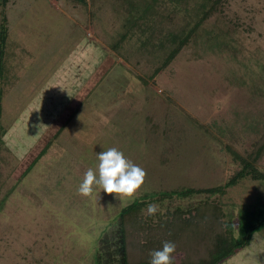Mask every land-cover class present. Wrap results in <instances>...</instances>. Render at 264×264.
I'll use <instances>...</instances> for the list:
<instances>
[{"label":"rangeland","instance_id":"1","mask_svg":"<svg viewBox=\"0 0 264 264\" xmlns=\"http://www.w3.org/2000/svg\"><path fill=\"white\" fill-rule=\"evenodd\" d=\"M2 10L0 201L19 205L2 214L15 238L22 213L36 215L23 221L30 264H121L119 213L132 202L128 229L141 219L153 237H181L194 264L232 246L238 224L260 221L250 243L218 264H264V0L214 8L209 0H6L0 21ZM110 147L145 171L144 183L120 198L95 185L80 193ZM16 154L19 170L30 163L21 186L3 179ZM148 203L159 205L154 215ZM202 214L223 222L212 245L204 225L159 234L174 217ZM173 256L181 264L182 253ZM6 257L0 264H14Z\"/></svg>","mask_w":264,"mask_h":264},{"label":"trees","instance_id":"2","mask_svg":"<svg viewBox=\"0 0 264 264\" xmlns=\"http://www.w3.org/2000/svg\"><path fill=\"white\" fill-rule=\"evenodd\" d=\"M79 1H83V0H79ZM209 1L211 3V8H214L216 5L220 6L221 4H223L225 0H209ZM5 2L6 0H0V4H2V6L5 4ZM4 14L5 13L2 10L1 21H0V62L4 54V47L6 44V37H7L6 17ZM181 38L179 39L175 47L171 49V51L168 53L167 57L165 58L161 66H163L164 64L166 65L169 61H171L172 58H174V56L180 50V46H182L186 41L185 36ZM0 71H1V68H0ZM257 148L260 150L261 153L264 152V139L260 142ZM246 171L248 170L247 169L241 170V172H246ZM220 189L221 187H213V188L207 189V191L215 192ZM138 204L139 203L132 202L128 204L127 206L123 207L119 213V217L121 218L119 219L120 220L119 233L121 236V245H122V250H123V256H122L123 264H149L150 259H151L150 253L155 249L161 248L164 241H169L168 239H166V236H165L166 232L164 231L166 228H169V225H174L175 226L174 228H176L177 230H180L181 232L187 228H193L194 230H197L196 225H198V228H201V226L204 225V230H203L204 238H206L205 243H207L208 246L212 245L213 242H215L217 235L223 234V233L218 232L220 231V228H221L220 225L223 222H221L219 218H216L217 216L212 215V216L206 217L203 214L200 215L201 218L199 219L192 218V217L190 218L189 215H187L186 218H181L179 216L174 217L173 220H175V222L178 221L180 225L174 224L175 222L174 223L167 222L166 224L160 225L158 231H159V234H161L164 231L163 237L162 235L158 237L157 236L153 237L154 233H152L151 231L153 226H151L150 229L148 227H145L146 223L144 224V221H142L141 219H137V227L135 229L134 228L128 229L126 225L128 221H130V219H126V217L129 215L130 212L138 209ZM178 211H182V210L178 209ZM214 212L215 211L213 210L212 213ZM202 221L203 222L205 221V222L203 223ZM258 224H262V223L259 221L254 224H245V225L238 224V227H237L238 234L235 238H233V240H231V243H230V245L232 244V246H229L226 244L224 246V249H221L219 252H214L213 255L210 257V259H208V261L206 260V258L200 257V259L197 260L196 264H218L219 262H222L228 257L234 255L239 249L247 246L250 243L252 235L256 231V226ZM206 233H208L209 235H206ZM144 234L152 236L150 240H147L148 241L147 244L145 245L141 244L139 245V247H136L137 249H131V246L129 247L127 246L128 243L133 241L131 238L134 239V237H136V239H139V238H142ZM180 238L177 240V242H175L176 251L175 253H173V255L176 254L177 251L181 252L182 255L184 256V258L181 259L182 261L181 264H194L193 262H189V260H187V259H192L191 253L186 251L184 247H181ZM135 241L133 242L132 245L135 244ZM176 263L177 261L174 264Z\"/></svg>","mask_w":264,"mask_h":264},{"label":"clouds","instance_id":"3","mask_svg":"<svg viewBox=\"0 0 264 264\" xmlns=\"http://www.w3.org/2000/svg\"><path fill=\"white\" fill-rule=\"evenodd\" d=\"M97 159L99 162L97 167L89 168L84 173V178L78 187L80 193L85 195L91 193L95 185L106 193H115L116 197L120 198L122 195L131 196L144 183L145 171L117 148L110 147L97 153ZM158 208V204L148 203L146 214L154 215ZM175 251L174 242L164 241L161 248L150 253L149 264H173Z\"/></svg>","mask_w":264,"mask_h":264},{"label":"crops","instance_id":"4","mask_svg":"<svg viewBox=\"0 0 264 264\" xmlns=\"http://www.w3.org/2000/svg\"><path fill=\"white\" fill-rule=\"evenodd\" d=\"M4 134H3V136H4ZM3 136L1 137L2 139H3ZM3 141H4V139H3ZM14 157L16 158V161L14 163V166L12 167L13 169H11V171H8L7 173L3 172V179L7 178V179H10V180H13L19 186H21L23 180L25 179V176L29 172L28 169H29V164L30 163L27 165L28 167L26 166L24 169L19 170V164H20L21 161H20L19 157L17 156V154L14 155ZM15 193H17L18 195L20 194L19 196L17 195L18 196L17 198H19L21 196V198H19L21 200L23 198L27 197V194L22 193L20 191H15ZM10 199L12 200V198H10ZM4 204H5L4 200H1L0 201V211H2L3 213L0 214V248H2V249H0V255H2V252H5V253H7V257H6L5 261L7 262V261L12 260V259L9 260V255H10L9 253L14 252L15 248L17 247L16 246V242H22V250H21L22 255H21V252L20 253L19 252L15 253L14 256H16V255L18 256V253H19V256L16 259L12 260V262L14 261V264H19V262H20V264H24V263H22V261L24 260L25 264H28V263L30 264V262L28 261V255H27V252L29 250L28 246H29L30 242L27 244V242L24 239L25 236H24L23 230H24L25 222H23V221H24L26 216H27L26 217L27 221L29 219H32L34 221V220L37 219L36 215H33L32 217H30V215L28 216V215H25V214L22 213V216L24 218L22 220V224H20V226H22V228H19V225H18L17 227L19 229H16V231H19L21 233V237L15 238L13 236H10V234H9L10 232H12L11 230H15V228L11 227V228L7 229L6 225L3 224V223H5V219L3 218V216H8V215H2V214H7V213L10 214V212L14 213V214H17V212L19 211V209H18L19 205H18V203H16V205H13V208H11V210H9V209H7L6 207L3 206ZM13 209H16V210H13ZM21 230H22V232H21ZM22 239H23V241H25V243L22 241ZM120 263L123 264V260H121Z\"/></svg>","mask_w":264,"mask_h":264}]
</instances>
